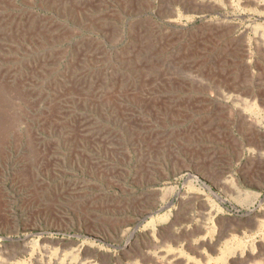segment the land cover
Instances as JSON below:
<instances>
[{
  "label": "rangeland",
  "instance_id": "rangeland-1",
  "mask_svg": "<svg viewBox=\"0 0 264 264\" xmlns=\"http://www.w3.org/2000/svg\"><path fill=\"white\" fill-rule=\"evenodd\" d=\"M261 95L264 0H0V264H264Z\"/></svg>",
  "mask_w": 264,
  "mask_h": 264
},
{
  "label": "bare ground",
  "instance_id": "bare-ground-1",
  "mask_svg": "<svg viewBox=\"0 0 264 264\" xmlns=\"http://www.w3.org/2000/svg\"><path fill=\"white\" fill-rule=\"evenodd\" d=\"M258 2V1H257ZM249 3V2H248ZM252 3V2H251ZM255 3V2H254ZM243 4V3H242ZM241 5V4H240ZM261 6V5H260ZM218 7V6H217ZM240 12V11H239ZM252 15V14H251ZM219 19V18H218ZM243 50H245V49H243ZM246 51V50H245ZM245 51H244V54H245ZM263 96V97H262ZM260 101H261V103L262 104H264V95H261L260 96ZM259 134L260 133H257V135L259 136ZM256 135V136H257ZM260 137H261V139L260 140H262L263 141V146H256L255 148H249L248 149V152L250 153V154H255V156H257V155H264V133L262 132L261 134H260ZM262 144V143H261ZM253 158H254V156H253ZM255 159V158H254ZM257 159V158H256ZM258 160V159H257ZM261 161V160H260ZM263 161V160H262ZM170 223V222H169ZM209 245V244H208ZM200 251V250H199ZM254 251V250H253ZM185 252V251H184ZM227 252H233V250L232 249H228V251ZM181 253V252H180ZM182 254H183V252H182ZM173 256H176V255H173ZM200 257H202L201 255H199ZM251 256V255H250ZM83 258H85V257H83ZM189 258H192V257H189L188 255H186V258L185 259H179V258H176V261H174V263L176 264L177 262H179V263H181V262H183V261H185V262H188L189 261ZM193 259H195V262L196 263H198V264H201L199 261V259H196L195 257L193 258ZM223 259V258H222ZM152 260V259H151ZM153 260H155V259H153ZM33 261H34V259H33ZM224 261V260H223ZM79 262V261H78ZM87 263V262H86ZM145 263H147V262H144L143 264H145ZM32 264H39L38 262H33Z\"/></svg>",
  "mask_w": 264,
  "mask_h": 264
}]
</instances>
